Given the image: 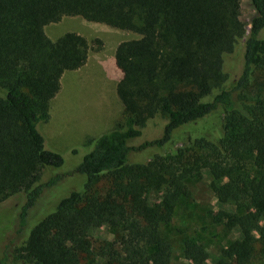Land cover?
<instances>
[{
    "label": "trees",
    "instance_id": "trees-1",
    "mask_svg": "<svg viewBox=\"0 0 264 264\" xmlns=\"http://www.w3.org/2000/svg\"><path fill=\"white\" fill-rule=\"evenodd\" d=\"M251 7L245 20L241 0H0V201L23 197L0 264H172L163 227L205 171L217 200L234 207L214 222L241 232L213 264L264 259V0ZM65 16L136 34L115 51L124 122L88 140L70 176L81 189L30 228L44 190L66 179L47 168L64 157L46 148L38 124L49 119L62 75L90 51L79 33L46 35ZM159 115L168 118L161 135L134 144ZM104 223L115 238L94 241ZM183 252L195 264L209 258L191 237Z\"/></svg>",
    "mask_w": 264,
    "mask_h": 264
},
{
    "label": "rangeland",
    "instance_id": "rangeland-1",
    "mask_svg": "<svg viewBox=\"0 0 264 264\" xmlns=\"http://www.w3.org/2000/svg\"><path fill=\"white\" fill-rule=\"evenodd\" d=\"M241 4L242 17L247 20L252 13L251 0H241ZM44 30L53 40L67 32L79 33L88 40L90 51L84 66L66 71L62 75L60 90L50 102L49 119L38 124L39 131L45 137L46 148L64 157L62 167L47 168L51 169V174H64L66 179L56 187L44 190L35 210V206L30 210L29 216L31 213L32 216L40 214L29 218L30 228L41 220L39 218L42 215L44 218L54 212L58 202L71 191L81 189H76L78 179L73 180L70 176L76 173V167L83 156L92 149L93 145L88 143V140L122 127L123 105L116 91L121 73L115 64V51L122 41L136 37L131 31L105 23L91 22L82 16H65L58 22L47 24ZM167 121L168 118L164 115L148 120L146 125L141 127L142 137L134 144L160 136ZM150 152L136 154L133 159L141 162ZM47 177L45 176V179ZM107 182V179H102L97 186H105ZM190 186L193 191L192 198L178 204L173 220L163 227V233L172 244V264H195L184 256L183 240L187 237L204 244L209 251L205 264H213L220 256L221 249L241 236L240 230L228 233L213 220L219 210L233 211L234 207L221 204L217 200L210 187L208 171H205L200 182H191ZM157 199V195L151 196L152 201ZM22 201L23 197L0 201V250L8 241L7 236L14 235L18 228L19 207ZM91 236L94 241H105L113 240L116 234L109 224L104 223L96 228ZM256 264H264V259L256 261Z\"/></svg>",
    "mask_w": 264,
    "mask_h": 264
}]
</instances>
